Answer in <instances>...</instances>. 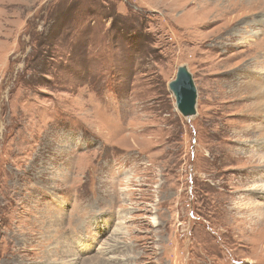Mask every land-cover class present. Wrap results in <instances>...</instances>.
Here are the masks:
<instances>
[{
    "label": "rangeland",
    "instance_id": "1",
    "mask_svg": "<svg viewBox=\"0 0 264 264\" xmlns=\"http://www.w3.org/2000/svg\"><path fill=\"white\" fill-rule=\"evenodd\" d=\"M263 189L264 0H0V264H264Z\"/></svg>",
    "mask_w": 264,
    "mask_h": 264
},
{
    "label": "water",
    "instance_id": "2",
    "mask_svg": "<svg viewBox=\"0 0 264 264\" xmlns=\"http://www.w3.org/2000/svg\"><path fill=\"white\" fill-rule=\"evenodd\" d=\"M169 90L182 117L186 120L194 118L197 115L198 91L187 67L178 69L175 80L169 83Z\"/></svg>",
    "mask_w": 264,
    "mask_h": 264
},
{
    "label": "bare ground",
    "instance_id": "3",
    "mask_svg": "<svg viewBox=\"0 0 264 264\" xmlns=\"http://www.w3.org/2000/svg\"><path fill=\"white\" fill-rule=\"evenodd\" d=\"M261 91H262V90H261ZM260 93H262V92H260ZM260 95H261V94H260ZM262 96H263V95H262ZM257 109H260V110H261V109H262V106H258ZM261 160H262V159H261ZM263 191H264V189H263Z\"/></svg>",
    "mask_w": 264,
    "mask_h": 264
}]
</instances>
